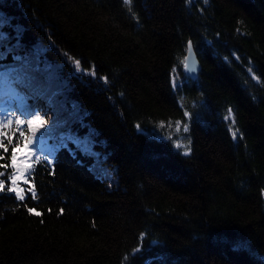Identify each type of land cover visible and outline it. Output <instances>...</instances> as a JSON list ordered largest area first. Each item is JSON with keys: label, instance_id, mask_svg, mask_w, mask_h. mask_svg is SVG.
Returning <instances> with one entry per match:
<instances>
[{"label": "trees", "instance_id": "16d2710c", "mask_svg": "<svg viewBox=\"0 0 264 264\" xmlns=\"http://www.w3.org/2000/svg\"><path fill=\"white\" fill-rule=\"evenodd\" d=\"M34 115L0 264H264V0H0V120Z\"/></svg>", "mask_w": 264, "mask_h": 264}, {"label": "snow or ice", "instance_id": "6c2138e0", "mask_svg": "<svg viewBox=\"0 0 264 264\" xmlns=\"http://www.w3.org/2000/svg\"><path fill=\"white\" fill-rule=\"evenodd\" d=\"M123 3L127 4L129 3V0H123ZM187 55L184 56V65L186 70L190 69L191 72H195L196 65L194 62V57L192 54V43L191 41L188 42L187 45ZM189 61H192L191 64H189ZM75 64V71L80 72L81 75L84 73L81 72L80 68V61L76 60L74 61ZM92 75L95 73L92 72ZM185 117L189 116L188 112L184 113ZM232 117V110H228V115L225 117V119H230ZM38 125L42 127L45 123V121L42 120V118L39 115H34L31 119L27 120L28 128L25 129L22 127L24 125V121H22L18 116L17 117H6L4 120H0V149L3 150V153H8L9 148L11 147V155L10 157H5L3 153H0V160H5V163L0 165V168H3L5 170L11 169V172L7 171H0V177H6V179H0V193L4 192L5 189L8 193H13L15 196V199L18 201H23L25 199V193L30 192L31 198L35 199L36 194L34 190V186H30L29 188H24L21 186V182L23 184H29L28 180V173L31 170L32 163L34 161H39L40 157L34 156V151L31 148L33 145V138L32 136H26L27 131H31L32 135H35V126ZM232 123L234 124L235 121L233 120ZM181 124L182 122L177 120L175 121V131L179 132L181 130ZM163 126V125H161ZM169 127H172V124L169 123ZM183 131H188V125L183 124ZM238 130L232 132L233 139L237 138ZM21 138H24V143L22 145L24 152L22 155L18 154L17 150L21 147L20 140ZM7 141V143H5ZM182 145L176 144V147H181ZM190 149H187L184 154L188 155ZM10 160V163L7 161ZM48 163H51V161H48ZM29 213H34L35 215L39 216L41 213L36 212L35 209H28ZM135 251H139V249H136Z\"/></svg>", "mask_w": 264, "mask_h": 264}, {"label": "rangeland", "instance_id": "374dc122", "mask_svg": "<svg viewBox=\"0 0 264 264\" xmlns=\"http://www.w3.org/2000/svg\"><path fill=\"white\" fill-rule=\"evenodd\" d=\"M49 101H50V104H51V102L54 103V100L52 98H49ZM65 109H66V112L64 113L63 117L59 118V120L57 122V124L59 126L58 133L61 131L65 132L66 136H69V139H74L75 141L79 142L81 146H84L85 148H87L94 155V158H95L94 167L96 169H99L102 172H104L110 178V180H113L115 178V176L112 173V170L111 169L106 170V169L102 168L103 164L100 162V159H99V157H100L99 152H101L102 148L91 142V141H93V138H91V133L89 131H87V132L81 133L80 136H79V134L76 135V132L79 130L78 129L79 125L76 126V123L73 124L71 131H68L65 128L63 129V126L65 125V122H64L65 119H75V118L79 117V115H80L79 112L72 111V110H77L75 108H72V110H71L70 108L65 107ZM52 119H53V117L51 118V120ZM85 124H87V123H85ZM85 124L82 126H79V128L81 129L83 126H85ZM88 143H90V144H88ZM16 150H17L18 154H20V155H22L24 152L23 148H18ZM21 186H22V184H21Z\"/></svg>", "mask_w": 264, "mask_h": 264}, {"label": "water", "instance_id": "95a60500", "mask_svg": "<svg viewBox=\"0 0 264 264\" xmlns=\"http://www.w3.org/2000/svg\"><path fill=\"white\" fill-rule=\"evenodd\" d=\"M188 45V44H187ZM188 53H187V49H186V53H185V55H187ZM192 54H193V57H194V62H195V65H196V71L193 73V72H191L190 71V69H187V72L190 74V75H192V76H195L196 75V73H197V71H198V69H199V60H198V58H197V56H196V54H195V51H194V48H193V46H192ZM192 63V61H189V64H191ZM186 69V68H185Z\"/></svg>", "mask_w": 264, "mask_h": 264}]
</instances>
